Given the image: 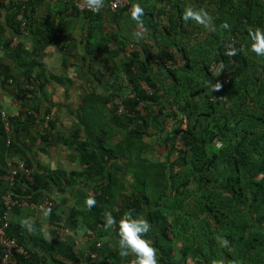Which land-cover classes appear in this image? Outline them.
Wrapping results in <instances>:
<instances>
[{
  "label": "trees",
  "instance_id": "obj_1",
  "mask_svg": "<svg viewBox=\"0 0 264 264\" xmlns=\"http://www.w3.org/2000/svg\"><path fill=\"white\" fill-rule=\"evenodd\" d=\"M10 3L6 27L14 35L29 31L38 42H47L56 29L53 15L34 23V0ZM66 7L77 11L72 2ZM148 7L140 16L159 39L161 56L152 55L154 46L149 45L141 51L130 50L122 61L121 73L131 92L123 101V112L106 108L111 97H83V123L94 137L102 133L100 149L109 152L108 157L74 129L70 143L84 169L35 171L24 144L28 140L31 149L37 140L47 141L54 123L36 119L30 111L33 107L25 102L28 110L8 116L7 130L5 112L0 110V227L7 195L39 204L52 187L63 193L80 177H102L104 181L92 189L94 203L82 214L71 209L73 224L82 215L87 235L94 236L91 250L109 231L117 235L122 216L136 217L144 207H153L146 210L145 219L162 236L171 234L180 242L183 257L195 264H264V57H257L250 48L253 34L264 31V0H154ZM82 14L88 19L97 13ZM106 39L94 46H107ZM11 41L7 39L2 48L13 53L26 85L34 88L30 67L34 53L20 43L10 48ZM127 46L117 44L123 52ZM106 69L113 72L109 65ZM10 71L0 64L2 85L12 83ZM141 83L151 94L145 93ZM19 92L31 95L33 91ZM44 111L50 113L49 108ZM169 118L183 126L173 128V138L182 149L169 161L176 148L174 144L169 148L157 135L155 139L167 148L166 155L151 160L145 156L148 145L143 136L147 128L165 132ZM39 121L46 132L36 138L31 126ZM13 158L21 162L9 161ZM8 163H22L29 174L18 171L12 185ZM21 208L13 206L6 212V235L24 246L21 229L11 220ZM45 212L53 223L60 221L55 209ZM106 212L117 221L112 228H105ZM51 234L53 241L32 239L31 249L24 246L30 258L15 256L11 264H66L57 255L67 264H80L72 245L59 240L56 231ZM117 257L107 249L94 261L107 264Z\"/></svg>",
  "mask_w": 264,
  "mask_h": 264
},
{
  "label": "crops",
  "instance_id": "obj_2",
  "mask_svg": "<svg viewBox=\"0 0 264 264\" xmlns=\"http://www.w3.org/2000/svg\"><path fill=\"white\" fill-rule=\"evenodd\" d=\"M10 1L0 0V45L12 38L10 48L20 43L26 51L34 53L30 62L34 87H37L38 92L52 91L59 94V98L55 100H49L47 103L43 101L44 105L52 109L59 106L64 109L70 108L71 111L68 113L70 120L67 121V125L70 128L74 126V129H79L82 140L90 141L96 148H99L102 154L108 157L109 152L100 149L99 137L102 133L98 138L94 137L83 123V97L87 94L111 97L106 108H116L117 106L112 104V97L116 93L128 90L129 96L131 94L121 73V63L129 55L130 50L141 51L152 45L154 46L151 49L152 55H157L160 58L159 39L156 34L151 32L149 26L143 25L144 18L140 16L147 12V7L154 0H146L148 2L125 0L123 8H118L115 11L102 10L88 19L82 13L72 12V8L66 7L68 2H72L74 6L76 1L86 3V0H34L36 3L34 23L40 22L49 13L55 18L56 29L50 34L47 42H38L29 31L23 30L22 34L14 35L6 27V14L12 9ZM110 1L114 0H104V3ZM137 8L142 10L138 19L136 18ZM162 20L165 21V18L163 17ZM3 29H5L4 32ZM103 37L107 38V46L96 48L94 45L101 44ZM120 42L128 44L125 48L126 52L117 47ZM142 58L146 59V56L142 54ZM115 59H120V63L116 66L109 65L113 70L111 72L106 69L108 65L106 62ZM38 99L42 100V96H39ZM45 127V125L40 127L41 132L34 133L33 131V136L37 138L38 134H44ZM58 128L59 124L50 131L47 141L37 140L31 149H28V140L24 144L25 148L28 145L26 153L32 162L33 169L42 172L43 170L61 168L66 171L81 172L84 168L77 161V153L70 143L71 137L68 140V135H61ZM118 138H113L111 143ZM103 181L102 177L90 179L83 176L75 180L73 185L63 193L52 187L46 199L53 203L54 206L51 209H55V214L60 217V221L57 223H53L49 219V215H46L44 209L48 207L42 210L24 208L18 215H11V220L21 229L24 246L31 249V242L34 238L53 241L51 231H56L59 240L72 245L74 253L81 260L80 264H96L91 259V254L96 252L98 255L107 249L118 255L116 259H108L107 264H134L133 254L120 255L118 236L112 230L104 240L97 243L96 250H91L90 246L95 239L94 236L87 235L82 215L76 217L75 225L72 222L71 209L75 208L81 214L86 211L93 196L92 189ZM152 208L144 207L138 216L146 218V210ZM24 222H27V225ZM146 238L156 249L158 264H195L190 258L183 257L180 252V242L174 241L171 234H167L166 237L162 236L154 223L151 224ZM34 251L41 255L44 254L37 248H34ZM44 255L48 257L46 254ZM55 258L67 264L59 255Z\"/></svg>",
  "mask_w": 264,
  "mask_h": 264
},
{
  "label": "rangeland",
  "instance_id": "obj_3",
  "mask_svg": "<svg viewBox=\"0 0 264 264\" xmlns=\"http://www.w3.org/2000/svg\"><path fill=\"white\" fill-rule=\"evenodd\" d=\"M0 46H1L0 47V64L9 66L11 69L10 72L13 77L12 83L8 82V85H2L1 78H0V110L5 112L8 116H16L18 111L24 112L28 110L23 106V104L26 102L27 105H30L33 107V109H31L30 111H32L36 119L40 118V119H44L49 122H53L54 127L57 124H59L58 132L61 133V135H68L67 138L68 140H70L69 135L72 133V131L75 128L74 126L70 128L67 125V121L70 120L68 119L70 116L68 113L69 111H71V109L70 108L64 109L63 107H60V106L54 107L55 109L54 108L52 109V108L45 106L43 101L47 103V101L49 100H55L59 98V94H57V92H52V91L38 92L37 87L31 88V86H27L26 81L22 77L20 67L19 66L16 67L13 53H11V51L9 50H4V48H2V44ZM13 48H15V46ZM106 63L108 65L116 66V65H119L120 59H115L111 61L107 60ZM21 89H28L33 92L31 95H29V93L19 92V90ZM126 91L122 90L120 93H116L112 97V101H113L112 104L117 106V107L115 106L117 110H123V101H124L123 99H126L129 96L128 90ZM39 96H42V100L40 101L38 99ZM27 99H30L31 102L30 101L27 102L26 101ZM46 108L50 109L49 114L45 113L44 109ZM109 109H112V108H109ZM116 114H117V111H116ZM44 125L45 124H41L40 121L37 122L36 124H33L31 126L32 134H33V131L34 133L41 132L42 130H40V127H43ZM173 128H176L178 130L179 128L180 129L183 128V126L180 125L177 121H173L172 119L169 118L165 122V126H164L165 132L163 133H160L159 131L153 128H147L143 136L144 141L148 145L145 156L147 155V157L151 158L152 160L153 159L162 160L165 157L166 149H167L165 144L160 143L155 139L156 136L159 135L160 139H164L169 143L167 145L169 148H172L173 144L175 145V148H176L175 151L171 153V155L169 156V161L174 160L177 155V151L182 149V145L179 142L175 141L176 139L173 138L176 136V133L173 131ZM45 130H46V127H45ZM45 130L44 132H46ZM9 161L21 162L20 160H18V158L17 159L13 158V159H10ZM6 198L7 197L5 196L4 201H6ZM24 208L25 207H22L21 209H24Z\"/></svg>",
  "mask_w": 264,
  "mask_h": 264
},
{
  "label": "clouds",
  "instance_id": "obj_4",
  "mask_svg": "<svg viewBox=\"0 0 264 264\" xmlns=\"http://www.w3.org/2000/svg\"><path fill=\"white\" fill-rule=\"evenodd\" d=\"M104 0H86V6L99 10L103 7ZM142 10L137 8V16ZM251 51L257 57H264V31H257L252 36ZM94 201H89L93 204ZM105 228H112L117 221L110 212H106L104 216ZM27 225V222H24ZM150 223L142 216L133 217L131 214L122 216L118 223L117 236L120 255L127 256L129 253L135 257L134 264H158L156 259V249L146 238V234L150 230Z\"/></svg>",
  "mask_w": 264,
  "mask_h": 264
},
{
  "label": "built area",
  "instance_id": "obj_5",
  "mask_svg": "<svg viewBox=\"0 0 264 264\" xmlns=\"http://www.w3.org/2000/svg\"><path fill=\"white\" fill-rule=\"evenodd\" d=\"M74 6L77 9V11L80 13H82V12L96 13V12L106 10V9L111 10V11H115L118 8H121V7L123 8L125 6V0H114V1L107 2V3H103V7H101L99 10L91 9V8L86 6L85 2H81V1H76L74 3ZM21 18L22 17H21V13H20L18 16V19L22 21ZM24 25H25V22L23 20L22 26H24ZM230 47H231V44L228 45V49ZM213 68H214V65L211 66V69H213ZM141 87L145 91V93L151 94L152 91L147 85H145L144 83H141ZM137 110L141 111V108L138 107ZM122 112H123L122 110L117 111L118 114H121ZM2 118L6 122L5 128L8 130L9 126H8V122L6 121L8 118V115H6L5 113H2ZM216 146L219 147L220 143L216 142ZM8 167H9V171H10V180H11L12 185L14 184L13 183L14 176L16 175V173L18 171L26 173V174L28 173V171L25 169V167L22 163H18L17 165L12 164V163H8ZM6 197H7L6 201H4L5 207H6V212L13 206L25 207V208H34V209H38V210H42L46 207L52 208L54 206L53 203L47 199L43 200L39 204H35V203H28L25 199H21L20 201H18L17 199H12L10 195H7ZM6 212L3 215V218H2L3 223H2V226L0 227V251L2 253V256L0 258V264H11V263H13L15 256H20L24 260H27L30 258V254L24 248V246L18 244V242L15 238L8 237L6 235V229L8 228V215ZM90 257L92 260H95L97 257L96 252H93Z\"/></svg>",
  "mask_w": 264,
  "mask_h": 264
}]
</instances>
